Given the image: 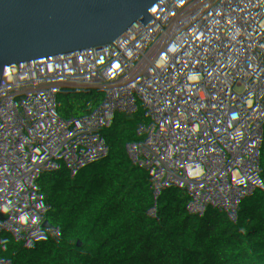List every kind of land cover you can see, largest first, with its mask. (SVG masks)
<instances>
[{
    "label": "built area",
    "instance_id": "obj_1",
    "mask_svg": "<svg viewBox=\"0 0 264 264\" xmlns=\"http://www.w3.org/2000/svg\"><path fill=\"white\" fill-rule=\"evenodd\" d=\"M219 11L108 155L0 188V264H65L101 239L98 264H224L240 238L263 248L264 0H222ZM52 221L62 234L20 246L19 226Z\"/></svg>",
    "mask_w": 264,
    "mask_h": 264
},
{
    "label": "water",
    "instance_id": "obj_2",
    "mask_svg": "<svg viewBox=\"0 0 264 264\" xmlns=\"http://www.w3.org/2000/svg\"><path fill=\"white\" fill-rule=\"evenodd\" d=\"M222 0H0V188L67 175L147 108Z\"/></svg>",
    "mask_w": 264,
    "mask_h": 264
},
{
    "label": "trees",
    "instance_id": "obj_3",
    "mask_svg": "<svg viewBox=\"0 0 264 264\" xmlns=\"http://www.w3.org/2000/svg\"><path fill=\"white\" fill-rule=\"evenodd\" d=\"M24 1L30 2L32 0ZM19 231L21 234L20 246L29 250L47 245L49 232H52L54 237H58L64 231V224L59 221L35 226L23 224L19 226ZM106 252L107 249L102 239L92 248L77 246L73 256L65 264H98L99 255ZM224 264H264V246L258 250L250 245L245 238H240L225 255Z\"/></svg>",
    "mask_w": 264,
    "mask_h": 264
}]
</instances>
